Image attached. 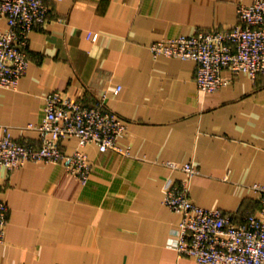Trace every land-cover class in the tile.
Masks as SVG:
<instances>
[{
    "label": "crops",
    "instance_id": "obj_1",
    "mask_svg": "<svg viewBox=\"0 0 264 264\" xmlns=\"http://www.w3.org/2000/svg\"><path fill=\"white\" fill-rule=\"evenodd\" d=\"M253 2L47 0L49 21L31 32L26 75L17 89H0V139L8 127L19 142L40 147L29 126L41 121L54 91L89 105L107 92L108 107L129 128L118 143L123 153L87 146V183L59 164L0 168V198L10 207L0 264H195L169 245L181 216L164 204L165 185L186 175L168 162L199 169L195 204L238 221L259 210L253 186L264 185V77L242 74L203 94L193 60L155 58L149 47L229 29L238 4ZM78 143L70 137L62 146L72 154Z\"/></svg>",
    "mask_w": 264,
    "mask_h": 264
},
{
    "label": "built area",
    "instance_id": "obj_2",
    "mask_svg": "<svg viewBox=\"0 0 264 264\" xmlns=\"http://www.w3.org/2000/svg\"><path fill=\"white\" fill-rule=\"evenodd\" d=\"M49 15L47 0H0V20L8 23L6 30H0V89L19 87L30 65L31 32L44 27ZM88 38L97 41L98 34L89 33ZM149 47L155 58L193 60L203 94L231 85L242 74L253 79L264 77V0L238 4L237 23L229 29L199 30L153 42ZM120 91L119 87L115 94ZM107 101V92H102L94 105L61 91L50 93L44 100L43 118L29 126L39 132L40 147L19 142L5 128L0 139V168L12 173L30 163L59 164L87 183L92 171L87 146L123 153L118 143L129 126ZM70 137L79 140L72 154L62 146ZM166 166L186 175L180 180L168 179L165 185L164 204L181 216L169 245L195 264H264V185L253 186L259 195V210L238 221L220 208L193 202L192 179L200 173L194 164L168 162ZM9 215L8 203L0 198V243L7 238Z\"/></svg>",
    "mask_w": 264,
    "mask_h": 264
}]
</instances>
